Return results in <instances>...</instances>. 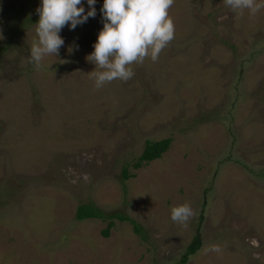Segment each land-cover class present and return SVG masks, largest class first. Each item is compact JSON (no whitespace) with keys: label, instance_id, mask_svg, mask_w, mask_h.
I'll return each instance as SVG.
<instances>
[{"label":"rangeland","instance_id":"obj_1","mask_svg":"<svg viewBox=\"0 0 264 264\" xmlns=\"http://www.w3.org/2000/svg\"><path fill=\"white\" fill-rule=\"evenodd\" d=\"M41 3L0 0V264H264V10L175 0V39L158 62L97 90L86 57L104 0L37 69V22L10 28ZM167 137L162 157L133 166L147 139ZM91 201L136 219L146 238L130 221L115 218L105 237L108 220H76ZM186 202L184 228L171 209ZM213 244L223 252L205 254Z\"/></svg>","mask_w":264,"mask_h":264},{"label":"clouds","instance_id":"obj_2","mask_svg":"<svg viewBox=\"0 0 264 264\" xmlns=\"http://www.w3.org/2000/svg\"><path fill=\"white\" fill-rule=\"evenodd\" d=\"M96 2L87 0L90 10L85 13L83 0H42L36 9L37 40L30 50V62L37 69L42 67L45 57L59 56L65 44L60 35L65 26L75 30L90 17H96ZM174 3L175 0H104L100 10L103 28L93 45L94 51L86 57L96 66L89 74L97 90L115 80L132 79L133 64H143L147 58L158 62L162 51L175 39V24L170 16ZM223 3L238 16L245 11L255 16L264 10V0H223ZM193 216V208L187 202L171 209V220L184 228ZM204 251L221 254L223 247L213 244Z\"/></svg>","mask_w":264,"mask_h":264},{"label":"trees","instance_id":"obj_3","mask_svg":"<svg viewBox=\"0 0 264 264\" xmlns=\"http://www.w3.org/2000/svg\"><path fill=\"white\" fill-rule=\"evenodd\" d=\"M38 21H39V16H36L35 18L32 17L23 18L19 23L13 22L10 28L11 35L17 36L23 30L26 29V27L30 24L29 22H38ZM2 49L5 48L2 47ZM171 143H172V139L170 137L163 138L161 140L147 139L143 152L134 161L133 166L138 169L150 163L151 161H154L162 157V155L169 149ZM129 168L130 165H125L124 167L123 176L125 179H129L130 177L135 176V174L129 172ZM75 217L76 220L78 221H82L90 218L108 220V225L103 230V235L105 237L110 236V231L115 224L114 221L115 218H118L122 221H130L133 224L135 233L141 235L143 238H146V236L143 234L144 229L142 225L136 219H133L129 215L122 214L117 211L111 213H105L93 201L89 203L80 204L77 208ZM200 245H201V239L198 235H196L194 237V240L187 246L186 251L183 257L181 258L180 263H186L189 257L195 254L199 250Z\"/></svg>","mask_w":264,"mask_h":264},{"label":"water","instance_id":"obj_4","mask_svg":"<svg viewBox=\"0 0 264 264\" xmlns=\"http://www.w3.org/2000/svg\"><path fill=\"white\" fill-rule=\"evenodd\" d=\"M199 237H200V233H199V235H198Z\"/></svg>","mask_w":264,"mask_h":264}]
</instances>
